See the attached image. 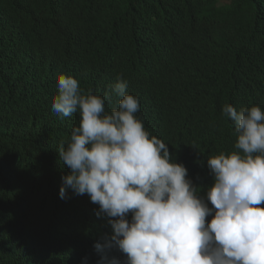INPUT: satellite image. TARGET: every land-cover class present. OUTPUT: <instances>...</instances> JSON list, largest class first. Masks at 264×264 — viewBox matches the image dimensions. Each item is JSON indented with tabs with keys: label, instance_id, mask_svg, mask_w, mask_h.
<instances>
[{
	"label": "clouds",
	"instance_id": "obj_1",
	"mask_svg": "<svg viewBox=\"0 0 264 264\" xmlns=\"http://www.w3.org/2000/svg\"><path fill=\"white\" fill-rule=\"evenodd\" d=\"M145 1L0 0V264H264V0Z\"/></svg>",
	"mask_w": 264,
	"mask_h": 264
},
{
	"label": "trees",
	"instance_id": "obj_2",
	"mask_svg": "<svg viewBox=\"0 0 264 264\" xmlns=\"http://www.w3.org/2000/svg\"><path fill=\"white\" fill-rule=\"evenodd\" d=\"M83 1H86V3H88L89 0ZM161 1L162 3H160L159 0H146L141 4V6L147 7L150 13L160 12L164 10V12L167 14L171 9L181 7L177 0ZM249 3L250 0H235V8L238 12H245ZM91 5H93V2H91ZM5 12H13V10L10 8H6ZM122 42L124 43V41ZM51 69H53L56 73L59 72V70L54 66H51ZM26 73L28 75H31L32 77L37 76L36 71L33 69H31L30 71H26ZM10 79L15 80L17 83L14 86V89L9 92L10 84L8 83V81ZM148 89H151V87H149ZM27 91L28 82L26 81V78L24 76L6 78L4 75H0V117L5 121L8 120L9 115L20 112L23 115L27 116L28 122L26 127L20 128L15 126L16 123L9 122L10 126H12V136H14V140L18 143V145L11 147V152L7 151L4 154L2 153L0 155V173L3 172L5 168H8L11 173H16L18 172L19 168H23V163L25 162V147L28 149V152L32 151L36 154L35 158L39 160L43 159L42 150L44 147V143L40 140V134L37 131L38 126L32 114L33 108L31 102L35 103L36 99ZM4 124L5 122H3V125ZM227 130L229 133L228 128ZM229 144L230 140L228 139L226 147H228ZM187 153L188 149H183L175 156L177 159H181L184 158ZM203 173L208 181L213 180L212 176L207 172L205 163L203 164Z\"/></svg>",
	"mask_w": 264,
	"mask_h": 264
}]
</instances>
